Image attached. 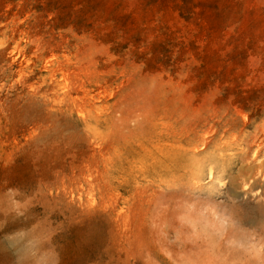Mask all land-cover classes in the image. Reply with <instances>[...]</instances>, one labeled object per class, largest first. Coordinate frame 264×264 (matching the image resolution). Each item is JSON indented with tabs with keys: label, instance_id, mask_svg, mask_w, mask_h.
I'll return each instance as SVG.
<instances>
[{
	"label": "rangeland",
	"instance_id": "obj_1",
	"mask_svg": "<svg viewBox=\"0 0 264 264\" xmlns=\"http://www.w3.org/2000/svg\"><path fill=\"white\" fill-rule=\"evenodd\" d=\"M0 264H264V0H0Z\"/></svg>",
	"mask_w": 264,
	"mask_h": 264
}]
</instances>
